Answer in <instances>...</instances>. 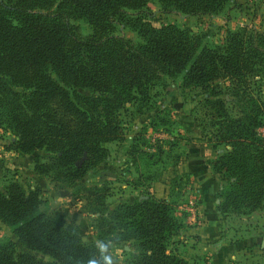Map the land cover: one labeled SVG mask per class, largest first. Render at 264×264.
Masks as SVG:
<instances>
[{
    "label": "trees",
    "instance_id": "16d2710c",
    "mask_svg": "<svg viewBox=\"0 0 264 264\" xmlns=\"http://www.w3.org/2000/svg\"><path fill=\"white\" fill-rule=\"evenodd\" d=\"M148 1L0 0V127L13 137L7 149L40 151L34 172H55L57 185L70 186L106 157L105 144L121 140L125 105L136 104L139 112L161 77L181 73L182 87L205 92L213 145L225 147L208 161L224 180L216 210L225 215L258 208L264 198V139L257 128L264 108L244 86L264 69V32L242 25L207 46L188 27L153 26ZM155 1L164 12L199 16L216 14L228 0ZM78 18L89 24V34L82 36L70 22ZM114 22L137 40L114 35ZM217 80L223 84L212 87ZM226 94L234 98V115L222 98ZM82 191L99 214L97 238L131 243L127 264H187L171 246L184 225L170 201L145 192L107 209L104 186ZM39 204L35 189L26 191L15 181L0 191V223L11 227L23 248L1 243L0 264H86L94 245Z\"/></svg>",
    "mask_w": 264,
    "mask_h": 264
},
{
    "label": "rangeland",
    "instance_id": "374dc122",
    "mask_svg": "<svg viewBox=\"0 0 264 264\" xmlns=\"http://www.w3.org/2000/svg\"><path fill=\"white\" fill-rule=\"evenodd\" d=\"M147 8L151 16L149 21L153 26L172 23L188 27L198 33L202 37V43L207 46L219 43L227 30L232 31L242 25L264 32L262 0H228L216 14L199 16L174 10L164 12L155 0H149ZM70 22L82 36L90 33V26L84 19H72ZM113 34L137 40L135 33L121 23H113ZM181 75L161 77L151 89L148 105L140 106L139 112L136 104L125 105L120 111L123 134L121 140L105 144L106 157L70 186L57 185L55 172H34V157L42 153L34 151L18 154L7 149L13 137L0 127V191L14 181L26 191L35 189L40 200L39 210H43L57 222L73 226L80 240L87 245H94L99 239V214L90 210L82 191L83 187L92 185L106 188L107 209L119 202L129 203L145 192L157 197L154 195L155 191L162 195L167 189L166 200L172 203L175 218L181 222L183 220L184 227L185 224L195 225L199 222L197 205L200 194L188 173L176 172L180 169L178 165L175 169L174 162L176 158H179V162L191 154L200 155L201 160L208 163L223 152L225 147L213 145V129L202 105L205 92L198 87H182ZM222 84L223 81L217 80L211 86ZM244 87H248L246 91L249 95L257 96L262 101L264 108V69L255 77H247ZM78 91L87 93L84 89ZM222 98L229 113L234 115V98L227 94L222 95ZM257 133L264 139V114ZM184 174L187 176L181 178ZM216 178L218 192L223 187L224 180ZM220 220L223 223L219 238L226 236L225 242L231 246L237 245L240 252L237 259H231L228 263L264 264V198L258 208L239 213L228 212L221 215ZM179 240L172 237L171 246L175 250ZM5 241H11L15 251L23 250L16 242L11 227L0 223V244ZM179 249L184 256L187 254L184 251L186 249ZM131 250L130 242L116 244L114 255L119 264H127L126 259ZM30 253L36 258L48 259L38 252Z\"/></svg>",
    "mask_w": 264,
    "mask_h": 264
},
{
    "label": "crops",
    "instance_id": "0c3cea01",
    "mask_svg": "<svg viewBox=\"0 0 264 264\" xmlns=\"http://www.w3.org/2000/svg\"><path fill=\"white\" fill-rule=\"evenodd\" d=\"M177 165L180 169V171L176 170L177 173H188L192 178L200 198L197 205L199 222L191 226L185 224V227L174 235L176 239H180L175 251L187 261V264H229L228 261L237 259L240 252L237 245L231 246L225 242L226 236L219 238L223 222L220 220L221 215L216 210L218 203L216 176L211 173L208 163L201 160L200 155L189 154L184 160L176 163L175 169ZM166 190L162 195L155 191L154 195L166 199L168 192ZM182 222L184 223L183 220ZM179 248L186 249L184 251L187 254L184 256V253H180ZM258 252L262 251L258 250Z\"/></svg>",
    "mask_w": 264,
    "mask_h": 264
},
{
    "label": "clouds",
    "instance_id": "9594fccd",
    "mask_svg": "<svg viewBox=\"0 0 264 264\" xmlns=\"http://www.w3.org/2000/svg\"><path fill=\"white\" fill-rule=\"evenodd\" d=\"M94 249L92 255L87 258L86 264H119L114 255L116 244L112 239H97L94 242Z\"/></svg>",
    "mask_w": 264,
    "mask_h": 264
}]
</instances>
